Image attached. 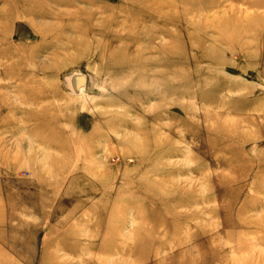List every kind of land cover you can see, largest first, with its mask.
<instances>
[{
  "label": "rangeland",
  "instance_id": "obj_1",
  "mask_svg": "<svg viewBox=\"0 0 264 264\" xmlns=\"http://www.w3.org/2000/svg\"><path fill=\"white\" fill-rule=\"evenodd\" d=\"M0 249L264 264V0H0Z\"/></svg>",
  "mask_w": 264,
  "mask_h": 264
},
{
  "label": "bare ground",
  "instance_id": "obj_2",
  "mask_svg": "<svg viewBox=\"0 0 264 264\" xmlns=\"http://www.w3.org/2000/svg\"><path fill=\"white\" fill-rule=\"evenodd\" d=\"M17 261L18 260L12 254H10V253L3 254L2 251H1V249H0V264H19Z\"/></svg>",
  "mask_w": 264,
  "mask_h": 264
}]
</instances>
